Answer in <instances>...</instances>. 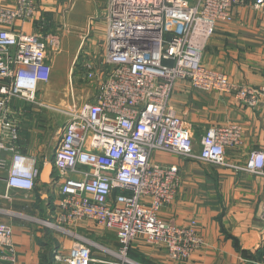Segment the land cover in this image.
I'll return each mask as SVG.
<instances>
[{"label": "built area", "instance_id": "obj_1", "mask_svg": "<svg viewBox=\"0 0 264 264\" xmlns=\"http://www.w3.org/2000/svg\"><path fill=\"white\" fill-rule=\"evenodd\" d=\"M263 3L257 0L256 6ZM241 4L109 0L106 55L101 63L87 65L88 79L96 82L92 95L64 113L67 120L47 163L53 166L49 186L59 196L58 207L54 216L39 223L70 236L75 225L86 221L115 232L120 264H134L129 253L140 237L164 247L175 262L189 260L204 246L196 222L178 226L159 216L176 198L181 180L177 167L159 165L153 156L163 151L231 166L226 151L242 144V128H209L196 153L190 130L170 106V98L175 84L184 80L199 91L232 95L247 107L264 102V89L239 86L202 61L217 26L232 22L233 10ZM37 10L34 0H18L14 9H0V24L34 20ZM56 42L42 33L0 31V174L7 172L5 178L0 176V200H10L13 190L32 192L40 181L37 159L18 151L20 127L11 104L16 99L36 101L40 84L50 80L47 52ZM3 152L13 154L10 163L1 160ZM244 170L264 180V151L252 152ZM5 212L21 215L0 209V215ZM56 261L92 264L91 243L77 245L67 256L56 255ZM0 264H20L13 228L1 222Z\"/></svg>", "mask_w": 264, "mask_h": 264}, {"label": "crops", "instance_id": "obj_2", "mask_svg": "<svg viewBox=\"0 0 264 264\" xmlns=\"http://www.w3.org/2000/svg\"><path fill=\"white\" fill-rule=\"evenodd\" d=\"M17 1L0 0V9H14ZM34 2L38 9L34 20H17L14 25L8 26L0 24V31L27 35L42 33L49 38L55 36L52 38L57 41V45L52 47L59 48L62 42L68 46L79 44V51L88 39L90 57L105 58L109 0ZM256 2L242 0V4L233 10L234 20L217 26L202 61L208 69L226 74L231 82L239 86L264 89V3L256 6ZM87 30L88 36L84 37L83 33ZM52 52L49 46L48 59L52 71H56H51L48 83L40 84L38 92L44 93V96L52 86L61 82L60 71L70 64L67 56L63 57L65 50ZM89 64L91 62L86 65ZM95 84V81H87L83 88L87 91L86 97H75L73 90V103L92 95ZM170 106L190 130L196 153L201 151V140L209 128L239 125L243 130L242 144L226 151L228 164L238 169L157 151L153 161L162 166L177 167L181 180L176 198L159 211V216L178 226L196 222L204 246L189 260L175 262L169 258L164 247L150 244L140 237L132 244L130 259L134 264H264V180L244 170L252 152L264 151V102L257 108L247 107L232 95L199 91L189 81L183 80L175 84ZM11 110L20 127L19 153L36 158L43 170L53 160L55 153L50 154L46 147L49 132L38 133L33 128V122L29 119L35 109L28 111L22 100H14ZM12 155L3 152L1 160L10 163ZM6 173L5 170L1 171L0 176L5 178ZM46 189L50 192L51 200L41 199L38 206L47 207L46 214L50 213L51 217L56 213L59 196L51 192V186L48 185ZM10 196V200H0V204L9 207L7 210L12 212L31 214L37 205L36 190H13ZM35 197V200L29 199ZM0 222L10 224L13 228L20 264H65L56 261V255L67 256L72 248L89 242L94 259L92 264L121 263L115 255L120 249L116 233L93 222L75 225L72 236L52 233L50 244L53 250L50 253V246L40 242L44 232L35 226H26L25 223L5 217L0 218Z\"/></svg>", "mask_w": 264, "mask_h": 264}, {"label": "rangeland", "instance_id": "obj_3", "mask_svg": "<svg viewBox=\"0 0 264 264\" xmlns=\"http://www.w3.org/2000/svg\"><path fill=\"white\" fill-rule=\"evenodd\" d=\"M88 33V30L83 33V36L85 37ZM88 36V35H87ZM86 36V37H87ZM55 37V36H52ZM88 40V39H87ZM85 45H83L82 49L79 51V44L75 46H68L66 43H60L59 48L52 47L53 45H50V49H52V53H60L64 52V56H67V60L70 61V64L68 67H65L62 71H60V78L61 82L55 84L51 87L49 93L44 96V93L38 92L37 98L35 102H28L23 101V104L27 106L28 111L32 112V109H35V113H31V120L34 125V129L38 133H45L49 132L47 136V150L50 151V154H53L55 152V149L58 146L59 139H60V129L63 127L64 123L66 122L67 118L65 116V112L69 111L72 103H73V90H74V96L79 98L87 94V91H84V86L87 84V81L89 80L87 77V63L91 62V64H99L103 61V57L101 56H91L88 53L89 49L87 47V41ZM84 40L82 39L81 42ZM80 52V53H79ZM79 54V56H78ZM78 56V57H77ZM100 59H102L100 61ZM90 60V61H88ZM93 61V62H92ZM100 61V62H99ZM62 69V68H61ZM72 69V71H70ZM56 70L52 71L55 72ZM59 73V72H58ZM25 102V103H24ZM32 105V106H31ZM29 106V107H28ZM50 195L49 190L46 189V186L43 185L41 182H39L36 190V197L35 198H29L32 200L36 199L37 205L33 207V212L30 214H21L19 216H15L12 214H9L8 212H5L3 215H0V218H12V220L17 221L19 223H25L29 225L35 226V228H38L41 232H44L47 230L54 233H60L65 234L61 232H54L49 228H46L43 226L42 223H39L38 220L41 218L48 219L50 217V213H47V207L38 206L41 202L40 199H48ZM42 201V200H41ZM50 209V206H48ZM0 209L7 210L9 207L2 206L0 204ZM44 212V213H43ZM34 215H36L34 217ZM41 221V220H40ZM28 226V225H26ZM32 230V229H31ZM39 231V232H40ZM37 232V231H36ZM45 233V232H44Z\"/></svg>", "mask_w": 264, "mask_h": 264}, {"label": "water", "instance_id": "obj_4", "mask_svg": "<svg viewBox=\"0 0 264 264\" xmlns=\"http://www.w3.org/2000/svg\"><path fill=\"white\" fill-rule=\"evenodd\" d=\"M52 174H53V166L51 164H47L41 172L40 182L43 185L46 186L49 185Z\"/></svg>", "mask_w": 264, "mask_h": 264}, {"label": "trees", "instance_id": "obj_5", "mask_svg": "<svg viewBox=\"0 0 264 264\" xmlns=\"http://www.w3.org/2000/svg\"><path fill=\"white\" fill-rule=\"evenodd\" d=\"M40 182V181H39ZM39 182H38V184H39ZM38 186V185H37ZM46 186V185H45ZM48 186V185H47ZM46 186V187H47ZM35 190H37V187H36V189ZM34 190V191H35ZM50 200H51V198H49ZM40 202H41V199L39 200ZM50 207H51V203H50V205H49ZM44 213V212H43ZM45 233V235L43 236V238H40V242L43 244V243H45V245H49L50 246V249L48 250V252L50 253L52 250H53V248H52V246H51V244L50 243H52V237H51V234H52V232L51 231H49V230H47L46 229V231H44ZM44 241V242H43ZM44 245V244H43ZM45 257V256H44Z\"/></svg>", "mask_w": 264, "mask_h": 264}]
</instances>
